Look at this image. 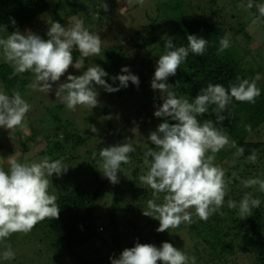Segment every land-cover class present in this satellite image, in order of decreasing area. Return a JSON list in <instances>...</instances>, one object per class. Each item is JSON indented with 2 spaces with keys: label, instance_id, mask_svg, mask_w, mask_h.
Here are the masks:
<instances>
[{
  "label": "trees",
  "instance_id": "1",
  "mask_svg": "<svg viewBox=\"0 0 264 264\" xmlns=\"http://www.w3.org/2000/svg\"><path fill=\"white\" fill-rule=\"evenodd\" d=\"M54 1L0 0V24L5 25L11 33L15 28L9 21L14 18L21 32L31 30L47 39L48 27L53 22H59L64 27L74 23L69 17L67 2ZM126 1H134L129 6L132 10L141 5L140 0ZM108 2L109 0H82L80 4L71 3V10L75 8V14H82L84 27L97 35L105 25L104 12H111L112 5ZM148 2L146 0L144 6L150 9ZM248 2L249 0H227L223 3L221 0H167L155 5L154 11H145V23H141L137 30H132V35L121 31L113 33V42L104 48V57L99 64L108 73L106 82L113 87H117L119 82L113 84L110 78L123 74L121 68L125 66L139 77L138 87L129 82L126 89L108 93L115 99L127 95L141 97V111L132 114L134 117L127 116L124 121L125 124L133 123V127L136 126L135 122L146 127L153 119L152 111L163 103L159 90H152L150 82L159 55L163 54L166 41L162 38L166 35L174 38L173 43L177 47L186 46L189 34L208 40L202 56L190 54L177 69L176 75L168 78L167 83L173 86L179 83L178 87L172 89L179 98L191 100L209 83L222 84L228 88L237 78L251 80L260 74L257 86L262 94L254 103L233 99L219 113L225 117L219 126L226 131L230 141H235L243 149V153H238L232 147L229 151L207 153L214 155L213 163L225 173L227 194L222 206L207 220H201L195 215V210L190 208L188 211L192 213L191 223H182L177 228L157 232L159 221L144 216L143 212L149 211L148 200L162 203L164 194H154L149 186L139 181V177L147 171L145 167L140 172L139 165L144 162L145 154L156 146L145 141L148 144L146 152L136 149L129 154V162L121 164L119 170L122 178L127 177L129 171H132L133 178L128 186L122 187L125 192L119 193L118 185L114 188L103 176L98 153L102 148L108 147L121 128L116 130L108 122L104 128L105 134L95 142L92 131L82 133L69 121L51 115L52 124L47 128L64 143L54 142L49 136L37 139V132L30 127L32 134L27 139H21L17 135L16 149H26L28 142H34L32 148L64 153L62 149L68 146L74 152L68 154L70 161L76 160L75 165L71 163L67 167L69 178L78 176L81 180L70 191L57 197L60 208L58 219L46 218L38 222L30 232L13 233L0 241V246L4 250L10 247L15 254L21 242L36 244L37 247L48 243L52 255L46 264H110L109 257L118 258L124 249L133 247L137 240L141 244L159 247L163 242L179 237L182 244L185 243L184 248L179 242L173 245L186 254L188 264H264V192L259 190L258 185L245 189L241 184V180L264 179V69L260 64L263 56L247 60L248 52L242 53V48L237 43L240 35L248 39L246 29L249 24L264 27V17L259 15L255 6L249 9ZM255 3H264V0H254ZM62 6L64 11H61ZM105 6L107 10H103ZM111 28L108 27L105 32L111 31ZM104 34H99V37L105 38ZM0 35L6 36L7 33ZM225 35L229 36L230 46L219 52V41ZM262 49L264 52V40ZM72 55L74 63L79 60L78 49L73 48ZM5 60L0 54V89L9 95L13 91H19L25 99L30 72L13 75L14 66ZM84 63L87 61L84 60ZM216 115L214 105L209 106V112L204 114L213 123L216 122ZM48 141L54 142V148H47ZM85 144H88V150H95L96 155L91 160L85 155L75 154ZM89 154L92 153L89 151ZM253 154L256 157L254 162L249 159ZM245 193L260 199L261 204L249 214L242 215L238 207L229 208L227 202L231 199L238 204ZM103 201L108 202L106 214H100L98 210ZM18 261L0 257V264H15ZM157 264L161 262L158 261Z\"/></svg>",
  "mask_w": 264,
  "mask_h": 264
},
{
  "label": "clouds",
  "instance_id": "2",
  "mask_svg": "<svg viewBox=\"0 0 264 264\" xmlns=\"http://www.w3.org/2000/svg\"><path fill=\"white\" fill-rule=\"evenodd\" d=\"M143 3V0H140ZM256 7L260 16L264 17V3L249 0L247 7ZM105 10L106 6H105ZM71 25L62 26L53 22L47 31V39L33 33L31 30H21L16 21L11 18L9 23L15 28L9 33L5 25L0 24V54L14 66L13 75L31 72L35 82L32 87L41 92L55 93L56 100L69 110H75L78 105L91 109L98 105V91L101 86L107 93H115L126 89L129 82L139 86V77L132 74L130 68H121V73L111 77L113 87L107 83L108 73L99 65L87 67L80 75L68 74L62 83L61 77L70 67L81 69L84 58L98 55L101 52L102 40L99 35L90 33L84 27L83 20L73 16ZM164 51L156 62L153 78L150 82L152 90H159L163 101L156 107L154 116L163 118L147 140L155 145V149L145 154L144 163L147 166L145 174L139 177L143 185L149 186L154 194L163 193L162 203L147 201L149 211L143 212L146 217L159 221L157 232H165L177 228L182 223L192 222V213L201 220L209 216L223 205L226 196L225 173L222 168L213 163L214 155L226 145L236 148L238 153L243 149L235 141H230L226 131L219 125L225 120L222 111L232 100L254 103L262 94L257 86L260 74L254 78H237L235 83L225 88L222 84L209 83L201 88L195 98L183 99L172 91L175 86L167 83L170 76H175L177 69L190 54L202 56L205 53L208 40L203 37L187 35L186 46L177 47L173 37L165 36ZM219 52L230 46L229 36L225 35L219 41ZM78 49L81 59L73 62L72 50ZM53 84L56 88L53 89ZM215 106L216 122L199 121L198 117L209 112V106ZM31 105L21 96L19 91L10 95L0 89V128L14 129L25 126L26 114ZM111 119V117H107ZM175 122V123H170ZM91 126V125H90ZM93 133L97 132L91 126ZM136 149L129 139L99 151L102 174L112 184H117L118 170L121 164L129 162L130 153ZM253 162L255 155L249 157ZM8 169L0 167V241L13 233H27L46 218L58 219L60 208L57 196L49 192V177L60 176L67 170L62 168L61 161H50L45 157L40 162H19L13 155L7 159ZM243 188L258 185L264 192V180H241ZM261 200L245 193L237 202L228 200L229 208H237L240 214H249L259 207ZM3 259H11L14 252L9 247L0 252ZM110 264H188V257L182 249L172 243L163 242L159 247L152 244H141L137 240L131 248L124 249L118 258L109 257Z\"/></svg>",
  "mask_w": 264,
  "mask_h": 264
},
{
  "label": "rangeland",
  "instance_id": "3",
  "mask_svg": "<svg viewBox=\"0 0 264 264\" xmlns=\"http://www.w3.org/2000/svg\"><path fill=\"white\" fill-rule=\"evenodd\" d=\"M50 3H54V0H48ZM65 3L67 2L68 11H69V17L71 20H73V16L83 20L82 14H75L77 13V10L74 8L71 10V3L80 4L82 0H63ZM167 0H149L150 9H147V7L144 6L146 0L139 6V8H136L134 10L130 9V4L134 3V1H126V0H109L108 3L112 5L111 12L108 11L107 13L104 12L103 18L105 17L104 26L99 30L98 34L106 35V37H100L102 40L101 43V52L98 55H90L88 58H84V60L87 61V63H83L81 69L76 70L72 67L68 69V72L65 73L64 76L61 77V81L58 83H62L65 81L66 76L68 74L72 75H80L82 71L86 70L87 67H91L94 64L99 65L104 57V48H106L110 43L113 42L112 34L113 33H128L129 35H132L134 31L137 30V28L140 26L141 23H145V11H154L155 5L162 4ZM227 2V0H221V3ZM105 10V8H103ZM61 11H64V7L62 6ZM63 15V14H61ZM70 21V20H69ZM232 25V24H231ZM234 25V24H233ZM112 27L111 31L105 32V30L108 29V27ZM103 28H105L103 30ZM116 30V32H114ZM129 32H125L128 31ZM121 31V32H120ZM247 36L248 39L243 38L241 35L237 38V43L242 48L243 51L248 52V56L246 55V59L250 60L252 58L257 57L258 55H262V60L260 62L261 65H263L264 69V52L262 49L263 40H264V27H260L256 24H249L247 29ZM118 36L123 37L120 34H117ZM100 36V35H99ZM81 59V56L80 58ZM8 64H13L7 60H5ZM106 61L104 62L105 65ZM100 66V65H99ZM103 68V66H101ZM35 82L34 74L30 72V82L28 91L25 92V100L31 105L30 111L26 114L25 117V126H18L14 129H2L0 128V167H3L5 170L8 169L7 164V158L11 155H13L19 162H40L45 157H47L50 161H61L62 168L64 170H67L65 173H62L60 176L53 175L52 177H49L50 184H49V192L50 194L56 195L57 197L60 195H64L68 191H70L75 185L79 183L81 180L80 177L75 176L74 178H69V172H68V166L72 163L75 165L76 160L70 161L69 153L73 152V150H69L68 146H64V150L62 151L64 153H59L56 150H46V149H35L34 142H28L27 148L21 150V148L16 149L17 145V135L21 137V139H25L29 135L32 134V131L30 130V127L35 129L37 132L36 135H38L37 139H40L42 137H48L51 140L58 141V143H64L60 142L61 139L57 138L55 134L51 133V129L47 126H50V123L52 124L51 115L54 117L57 116L64 121H69L76 129L81 131L82 133H85L86 130L91 131V126H95L97 129V132L94 133V140L95 142L99 141L101 137L105 134L104 128L107 126V123L111 122L113 124L114 128L118 130V128H121L119 133L115 136L112 142H110L109 145H115L118 143H123L125 139L131 140L133 143V146L135 149H140L143 152H146V149L148 147V144L145 143L147 140V137L151 131H154L157 126L163 122V118H156L154 116V111H152L153 119L149 122V124L146 125V127L142 126V124H138L135 122V125L133 127V123H126L125 124V118L127 116L134 117L132 114H136L137 111H141L140 104L143 102L141 97L138 96H123L122 98H112L101 86H96L97 91L99 93L98 95V105L97 107L91 109L88 106L78 105L76 109L69 110L63 105L59 103L58 100H56L55 93L50 92L49 94L41 92L37 89H34L32 87L33 83ZM56 84H53V89L56 88ZM47 109L49 112H47ZM111 117V119H107V117ZM209 118L206 116H200L198 117L199 121L208 120ZM175 123V122H170ZM91 125V126H90ZM21 133V134H20ZM27 139V138H26ZM140 139H142L140 144ZM48 141V147L47 148H54L53 143ZM151 143V142H150ZM88 144H85L80 149H77L75 154L77 156L85 155L86 157H89L88 160H91L94 155H96L95 150L91 149L88 150ZM231 148L230 145H226L223 149L224 151H229ZM19 149V150H18ZM90 153L92 154H89ZM74 153V152H73ZM130 164V163H129ZM140 172H142L145 167L144 162L140 163ZM118 179L119 182L117 184H112L114 188L118 185V192L121 193L122 191L125 192V189L122 187L128 186L130 182L132 181V171H129L127 177L124 176L122 178L121 170H118ZM102 172V171H101ZM139 173V171L137 172ZM129 176V177H128ZM122 178V179H121ZM130 179V180H129ZM264 180V179H262ZM256 186V185H255ZM100 214H106L108 212V202H100V205L98 207ZM172 239V238H171ZM170 239V240H171ZM181 243L182 240L179 239V237H175L172 239L169 243L176 244ZM185 245V243H184ZM183 245V248H184ZM174 246V245H173ZM4 251V248L0 246V252ZM52 250L48 247V243H44L41 247L35 244H25L24 242L19 243V247L16 248V253L14 254V257L9 260H16L19 261L15 264H46L49 260L50 256L52 255ZM204 254V253H203ZM202 254V255H203Z\"/></svg>",
  "mask_w": 264,
  "mask_h": 264
}]
</instances>
